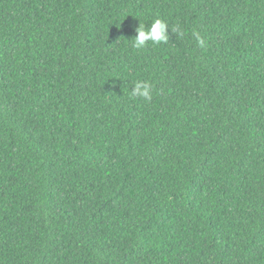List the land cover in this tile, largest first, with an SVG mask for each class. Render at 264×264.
<instances>
[{
	"label": "trees",
	"instance_id": "1",
	"mask_svg": "<svg viewBox=\"0 0 264 264\" xmlns=\"http://www.w3.org/2000/svg\"><path fill=\"white\" fill-rule=\"evenodd\" d=\"M0 264H264V0H0Z\"/></svg>",
	"mask_w": 264,
	"mask_h": 264
},
{
	"label": "clouds",
	"instance_id": "2",
	"mask_svg": "<svg viewBox=\"0 0 264 264\" xmlns=\"http://www.w3.org/2000/svg\"><path fill=\"white\" fill-rule=\"evenodd\" d=\"M132 15V14H131ZM139 18L138 15H132ZM140 21V19H139ZM117 26V23H116ZM169 24L167 21L156 18L151 22L150 27L145 23L139 22L135 32L137 33L133 38L128 39L131 42L132 48L141 50L147 48L149 44H167L170 40ZM175 33V29H171ZM199 44L203 46L204 41L197 36ZM152 88L151 85L144 81H137L132 89V95L135 97H142L145 100H151Z\"/></svg>",
	"mask_w": 264,
	"mask_h": 264
}]
</instances>
